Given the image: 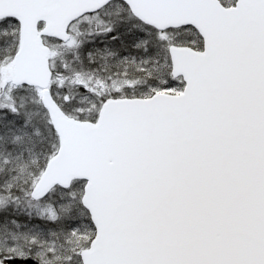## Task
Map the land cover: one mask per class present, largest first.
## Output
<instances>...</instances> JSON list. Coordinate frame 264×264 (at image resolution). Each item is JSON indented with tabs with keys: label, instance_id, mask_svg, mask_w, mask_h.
Segmentation results:
<instances>
[{
	"label": "snow or ice",
	"instance_id": "1",
	"mask_svg": "<svg viewBox=\"0 0 264 264\" xmlns=\"http://www.w3.org/2000/svg\"><path fill=\"white\" fill-rule=\"evenodd\" d=\"M0 264H264V0H0Z\"/></svg>",
	"mask_w": 264,
	"mask_h": 264
}]
</instances>
